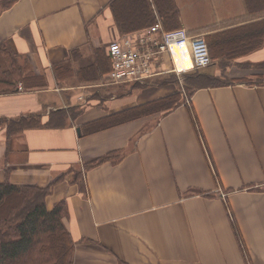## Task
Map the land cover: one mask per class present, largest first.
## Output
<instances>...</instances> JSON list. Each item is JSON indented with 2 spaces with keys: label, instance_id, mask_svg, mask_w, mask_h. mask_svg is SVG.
<instances>
[{
  "label": "crops",
  "instance_id": "crops-1",
  "mask_svg": "<svg viewBox=\"0 0 264 264\" xmlns=\"http://www.w3.org/2000/svg\"><path fill=\"white\" fill-rule=\"evenodd\" d=\"M175 1L181 26L205 37L264 15H248L245 0H198L185 8L184 0ZM109 2L0 0V42L26 56L30 85L46 84L26 88L18 81L17 90L0 93V181H55L47 201L67 202L73 264H264V84L202 87L170 112L83 134L87 121L173 90L153 78L141 88L115 84L109 71L101 80L80 81L79 71L100 73L97 59H107L113 39L148 28L120 32ZM70 58V76L57 80L54 65ZM212 65L204 71L261 76L264 38L225 69ZM73 105L82 113L63 125L8 132L12 119L37 114L46 123L52 111ZM118 149V161L84 167ZM75 170L84 172L87 193L74 181Z\"/></svg>",
  "mask_w": 264,
  "mask_h": 264
},
{
  "label": "trees",
  "instance_id": "trees-1",
  "mask_svg": "<svg viewBox=\"0 0 264 264\" xmlns=\"http://www.w3.org/2000/svg\"><path fill=\"white\" fill-rule=\"evenodd\" d=\"M11 2L12 0H4L5 5ZM245 3L248 15L264 14V0H245ZM109 6L120 32L125 33L150 27L155 24L158 18L163 22L166 29L181 26L179 6L175 0H110ZM239 25L226 27L218 32L208 34L206 39L213 60L212 63L220 64L225 69L229 61L250 53L263 42L264 15L257 23ZM97 51L99 49H96ZM102 51L105 52L104 49ZM79 52L80 48L76 47L71 50V56L76 58L80 54ZM108 54V60L103 55H99L97 59L99 74L92 72V74L82 76L83 71H79L80 81L103 79L102 75L106 71L110 72L112 68L111 54L110 52ZM6 60L8 62L3 64L2 61L6 62ZM71 60L70 58L65 63L54 65L57 80L62 81L70 76L71 69H68V64ZM28 67L29 63L26 56L16 53L9 43L4 40L1 41L0 93L17 90L18 81H22L26 88L32 86L45 87L46 84L44 85V83L29 84V78L33 76L27 73ZM166 75L155 76V84H176L177 87L174 88L173 86V90L151 100L87 121L82 124V133L90 134L151 114L170 112L186 102L187 97H190L196 89L202 87L221 86L235 82L264 84V74L254 79H236L224 74L216 75L196 69L184 74L183 87H181L176 74L170 72ZM146 83L133 82L130 88L144 87L147 85ZM82 110L83 107L80 105L54 110L46 123H42L37 114L22 116L19 119L8 121V132L13 133V131L33 126H60L69 118L75 119L82 113ZM192 119L197 123V117ZM198 128L202 134L200 126ZM122 156L123 152L120 149L111 151L85 162L84 167L87 169L110 160L116 162ZM83 173L82 170H75L74 181L80 183L81 190L87 193L88 188L86 181L84 182ZM60 179L61 177L57 180ZM54 184L55 181L45 186L15 184L8 179L0 181V264L74 263L76 242L64 221L68 215L67 202L62 199L55 202L51 207L48 205L47 199ZM256 187L261 188V186ZM201 193L213 194L207 191L202 192V190ZM245 252L247 253L246 250Z\"/></svg>",
  "mask_w": 264,
  "mask_h": 264
},
{
  "label": "built area",
  "instance_id": "built-area-1",
  "mask_svg": "<svg viewBox=\"0 0 264 264\" xmlns=\"http://www.w3.org/2000/svg\"><path fill=\"white\" fill-rule=\"evenodd\" d=\"M109 52L112 68L108 79L115 83H145L163 73L179 75L213 62L204 35L192 34L184 26L166 29L160 19L144 30L113 39ZM79 99L86 101L83 95Z\"/></svg>",
  "mask_w": 264,
  "mask_h": 264
},
{
  "label": "rangeland",
  "instance_id": "rangeland-1",
  "mask_svg": "<svg viewBox=\"0 0 264 264\" xmlns=\"http://www.w3.org/2000/svg\"><path fill=\"white\" fill-rule=\"evenodd\" d=\"M197 2H198V0H184V2H182V5L184 6V8H185V6L186 5H196L197 4ZM186 12L188 13V17L190 18V19H196V11H195V9H194V11H192L191 9H188V11L186 10ZM198 14V13H197ZM8 61L6 60V62H3L2 61V63L3 64H5V63H7ZM212 68H214V65H212V64H210V65H208V66H206V67H204V68H201V70H211ZM190 72V71H189ZM186 72H184V73H182V74H176V76H177V78H178V80H179V82H180V84H179V86H181V87H183L182 86V84H183V82H184V74H185ZM175 74V73H174ZM165 76V75H164ZM167 76V75H166ZM156 78H154L153 77V81L155 80ZM110 82H112L111 80H109ZM152 81V78L151 79H149L147 82H153ZM122 83H124V82H122ZM125 83H128V82H125ZM115 84H120V83H115ZM127 85H129V84H125V86H127ZM171 85V84H170ZM171 86H174V88L175 87H177L176 86V84H172ZM126 88V87H125ZM136 88H141L140 86L139 87H136ZM126 90V89H125ZM127 91V90H126ZM196 123V122H195ZM216 171V170H215Z\"/></svg>",
  "mask_w": 264,
  "mask_h": 264
},
{
  "label": "water",
  "instance_id": "water-1",
  "mask_svg": "<svg viewBox=\"0 0 264 264\" xmlns=\"http://www.w3.org/2000/svg\"><path fill=\"white\" fill-rule=\"evenodd\" d=\"M78 131L80 132V128H78Z\"/></svg>",
  "mask_w": 264,
  "mask_h": 264
}]
</instances>
